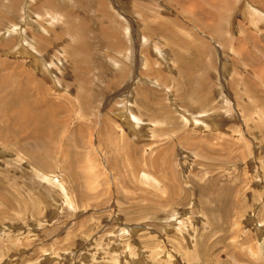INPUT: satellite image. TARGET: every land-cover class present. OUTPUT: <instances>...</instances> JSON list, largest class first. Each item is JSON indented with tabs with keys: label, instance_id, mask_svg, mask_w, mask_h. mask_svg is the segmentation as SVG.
Wrapping results in <instances>:
<instances>
[{
	"label": "rangeland",
	"instance_id": "obj_1",
	"mask_svg": "<svg viewBox=\"0 0 264 264\" xmlns=\"http://www.w3.org/2000/svg\"><path fill=\"white\" fill-rule=\"evenodd\" d=\"M0 105V264H264V0H0Z\"/></svg>",
	"mask_w": 264,
	"mask_h": 264
},
{
	"label": "bare ground",
	"instance_id": "obj_2",
	"mask_svg": "<svg viewBox=\"0 0 264 264\" xmlns=\"http://www.w3.org/2000/svg\"><path fill=\"white\" fill-rule=\"evenodd\" d=\"M22 88H23V87H22ZM23 91H24L25 94L23 93ZM20 93H21V92H20ZM18 94H19V93H18ZM19 95H20V96H19ZM19 95H15L17 99H18V97H19V99L22 98V100H25V98H26V90L23 89V90H22V93L19 94ZM12 96H13V95H12ZM15 96H13V98H14ZM11 98H12V97H11ZM13 98H12V100H17L16 98H14V99H13ZM0 106H2V105H0ZM14 109H15V108H14ZM13 112L16 113V112H17V109L13 110ZM42 112H43V111H42ZM44 113H45V112H44ZM6 114H7V113H6ZM10 114H11V113H10ZM13 114H14V113H13ZM22 117H23L25 120L28 119V117H29V112H26V111H25V112L23 113ZM31 119H32V118H31ZM32 121H33V120H32ZM29 125H30V124H29Z\"/></svg>",
	"mask_w": 264,
	"mask_h": 264
}]
</instances>
